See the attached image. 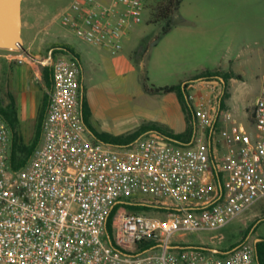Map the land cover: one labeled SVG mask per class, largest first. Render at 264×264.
<instances>
[{
	"label": "built area",
	"instance_id": "2783aa9c",
	"mask_svg": "<svg viewBox=\"0 0 264 264\" xmlns=\"http://www.w3.org/2000/svg\"><path fill=\"white\" fill-rule=\"evenodd\" d=\"M147 1L71 0L61 21L116 54L128 29L143 20ZM48 65L53 84L41 142L18 169L11 167V128L0 112V264H259L249 240L215 252L172 238L222 228L264 198V74L252 111L258 138L230 113L231 123L216 131L199 109L224 152L206 143L175 145L156 131L116 149L86 135L80 68L65 54Z\"/></svg>",
	"mask_w": 264,
	"mask_h": 264
},
{
	"label": "rangeland",
	"instance_id": "374dc122",
	"mask_svg": "<svg viewBox=\"0 0 264 264\" xmlns=\"http://www.w3.org/2000/svg\"><path fill=\"white\" fill-rule=\"evenodd\" d=\"M32 3L35 8V27L34 29L25 28L23 38L30 51L39 52V60L46 65L50 64V57L53 58L56 54L54 45L63 43L74 48L80 55H87L89 44L61 21V15L70 6L71 0H32ZM154 3L155 0L147 1L143 20L132 27L131 40L125 47L126 51L134 50L131 55L135 64H138L142 57L146 58L147 76L149 73L154 76V61L159 57L158 51L161 48L164 49L167 43L165 35L156 39L164 22H151ZM172 19L174 24L180 21L196 23L198 52L200 58H206L205 62L210 64L207 65L211 66L210 68H219L220 63L228 61L226 57L234 53L238 54V58L231 64L232 67L226 68L227 70H236L243 63L249 73L245 76L247 82H229L227 85L228 95L224 102L228 105V111L233 117L246 127L249 135L253 139L258 138L260 129L253 119L252 111L261 86L258 81L253 82L256 76L253 75V70L256 73H263L264 67L261 64L258 67L254 65L252 68L246 66L243 61L252 52L264 53V0H182ZM230 31H234L236 36V44L231 51L227 49ZM254 40L259 42L255 43ZM58 54L67 56L66 52L62 50H59ZM162 58L165 59L164 55ZM176 79L177 76L174 75L168 80L177 82ZM111 87L110 85H100V89L97 88L95 92L97 97L104 101L114 98L121 101L126 98L125 104L120 103L118 106H112L108 111V118H106V122L112 128L111 134L116 139H127L142 132L150 123L139 110L148 111L151 108L149 104L155 105L158 101H164L162 94L147 93L144 90V85H127L126 89L119 86L113 87V85ZM8 89V85L3 84V77L0 76V107L4 109L13 106L9 100ZM185 108L187 120L168 121L166 125L173 129L187 130V134H192L195 131V121L194 119L191 121V114L198 116V121L201 114L198 115L199 107L193 99L187 100ZM13 116L17 118L16 110L12 114ZM42 119L43 115L39 113L37 122L35 120V124L29 132L24 125H22L23 130L21 131L16 130L14 126L11 129L12 142L13 139H16L27 147L35 146V150L41 142ZM160 125L158 123V126ZM219 129L220 125H217L216 131ZM148 213L151 215L163 214L162 211L154 209L148 210ZM244 240H249L256 251L258 243L262 242L264 253V198L222 228L178 233L172 238L174 243L208 245L221 250L230 249Z\"/></svg>",
	"mask_w": 264,
	"mask_h": 264
},
{
	"label": "crops",
	"instance_id": "0c3cea01",
	"mask_svg": "<svg viewBox=\"0 0 264 264\" xmlns=\"http://www.w3.org/2000/svg\"><path fill=\"white\" fill-rule=\"evenodd\" d=\"M34 13L35 8L32 0H23L22 35L25 28L34 29ZM134 25L128 29L123 38V48L116 54L112 53L107 47L93 45L88 42L90 48L85 56L80 55L74 48L75 55L66 52L71 62L80 68L81 109L87 128V137L92 141H102L110 144L116 149L127 145L113 141L116 138L111 134L112 128L106 122V118L109 115L108 111L111 107L118 106L120 103L125 104L126 98L121 101L117 98L108 101H104L102 98L100 100L95 92L97 88L100 89V85H110V88H112L111 85L113 87L119 86L123 89H126L127 85H145L146 83L157 87L180 85L182 93L179 89L169 92H149L144 87V90L151 95L162 94L164 101H158L155 105L149 104L151 108L148 111L139 110L140 113H143L148 118L147 120L150 124L140 132L136 139L151 131L159 132L166 137H168L167 133H172L181 135L183 139L185 138L183 141L178 142L182 146L192 147L200 143H206L211 152H224L225 149L218 133H213L214 126L202 123L200 120L198 121L196 116L191 114L190 117L191 121L192 119L195 121V131L191 136L187 134V130L173 129L171 126H167L166 122L187 120L185 105L187 100L193 99L199 109H203L207 116L211 115L212 122L215 125H220V128L228 126L231 123V119L227 120L225 116L228 113L231 114V112L228 111V105L224 102L225 97L228 95L227 85L229 82L237 83L242 81L246 83L245 76L249 74L243 63L236 70H227V68L232 67L231 64L238 58V54H232L233 57L232 55L229 57L225 55L228 61L223 64L220 63L219 68H210L211 66H207L210 64L205 62L206 58H200L198 52L199 43L196 34V23L180 21L174 24L165 34L167 43L164 49L161 48L158 51L159 57L154 61V76L150 73L147 76L146 58L142 57L138 64H135V60L131 55L134 50H125L126 44L131 40V30ZM254 42L258 43L259 41L254 40ZM235 44V33L230 31L227 49L231 51L234 49ZM163 55L165 59L162 58ZM20 58L25 59L20 62ZM38 58L39 52L33 53L30 51V48L26 47L25 40L22 49H0V76L3 77V84L8 85L9 100L17 114V118L13 116L14 125L12 126L8 123L11 129L15 126L16 130L21 131L23 130L22 125H24L29 132L33 124H35V120L37 122L39 113L43 111L44 117L53 80L52 72L47 75L45 71L46 66L50 65L44 64ZM226 58L224 59L226 60ZM243 62L246 66H251L252 68L254 65L258 67L261 64L264 67V53L256 54L252 52ZM207 73L211 75L207 76ZM253 73V75H256L253 82L258 81L261 86L264 71L263 73H256L253 70ZM174 75L177 76V82H169L172 80L168 79ZM201 77L202 80H197ZM84 99L87 101L88 109L86 118L83 111ZM216 117H218V120ZM231 117L236 120L232 114ZM158 123L161 125L158 126ZM101 135L104 138H101ZM189 137L190 139H187Z\"/></svg>",
	"mask_w": 264,
	"mask_h": 264
},
{
	"label": "trees",
	"instance_id": "16d2710c",
	"mask_svg": "<svg viewBox=\"0 0 264 264\" xmlns=\"http://www.w3.org/2000/svg\"><path fill=\"white\" fill-rule=\"evenodd\" d=\"M181 1L182 0H155V3L153 5V12L151 15V22H154V23L164 22L161 32L156 37L157 40L160 39L163 35H165L173 27L174 22H173L172 17L175 14V12L179 9ZM54 47L56 49L55 56L57 55V52H59V50H62L63 52H67V53L70 52L74 55L76 54L74 49L67 44H55ZM2 50H6V49H2ZM45 71H46V74L49 75L52 72L51 67L46 66ZM206 75L210 76L211 74L207 73ZM144 87L149 92H169L175 89H179L180 92L182 91L180 89L181 88L180 85L157 87L155 85H151V84L149 85L148 83H146ZM83 111H84V117L86 118L88 115L86 99L83 100ZM0 112L5 117L7 122L13 126L15 123L13 119L14 117H12V114L15 113L14 106H11L8 109H4L0 107ZM42 115H43V111H42ZM215 127H217V125H215ZM139 134L135 136H131L127 139H122V140L113 139V141L116 143H120V144H129L130 142L134 141L139 136ZM166 135L170 138H174L179 141H183L185 139V138L183 139L181 135H177V134L167 133ZM189 135L191 136L192 134H189ZM101 138H104V136L101 135ZM187 139H190V137ZM173 144L182 146L181 144L174 143V142ZM34 147L35 146L33 145L27 147L26 145L20 144L18 141H16V139H13V142L11 145V161H10L11 167L13 169H18L22 167L23 165H25V163L27 162V160L29 159V157L31 156L34 150ZM128 209L134 210V211H140V212H143V211L148 212V210H151L147 206H133V205H128ZM112 219H113V213L110 215V217L108 218V222H107V229L110 235L113 234ZM257 253L259 256L260 264H264V253H263V243L262 242L258 243Z\"/></svg>",
	"mask_w": 264,
	"mask_h": 264
},
{
	"label": "water",
	"instance_id": "95a60500",
	"mask_svg": "<svg viewBox=\"0 0 264 264\" xmlns=\"http://www.w3.org/2000/svg\"><path fill=\"white\" fill-rule=\"evenodd\" d=\"M22 3L23 0H0V49L19 50L24 47ZM50 58L52 60V57ZM197 80H202V77ZM169 139L180 142L174 138ZM208 248L215 252L221 251L215 247ZM257 257L259 261L258 253Z\"/></svg>",
	"mask_w": 264,
	"mask_h": 264
}]
</instances>
